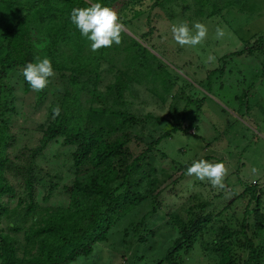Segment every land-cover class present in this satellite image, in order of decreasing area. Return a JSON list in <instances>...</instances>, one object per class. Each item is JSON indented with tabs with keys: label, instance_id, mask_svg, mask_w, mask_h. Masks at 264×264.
<instances>
[{
	"label": "rangeland",
	"instance_id": "rangeland-1",
	"mask_svg": "<svg viewBox=\"0 0 264 264\" xmlns=\"http://www.w3.org/2000/svg\"><path fill=\"white\" fill-rule=\"evenodd\" d=\"M228 1L214 0L222 10L214 17H209V10L201 14L195 0H146L137 18L126 14L130 22L125 35L148 48L153 57L137 69L129 65L126 39L112 49L100 69L98 92L105 96L94 106L125 114L124 125L111 137L128 134L133 157L163 137L148 154L155 169L150 179H157V185L145 181L141 191L146 201L113 228L89 259L73 264H153L199 218L210 221L189 251L184 248L175 255L178 264H218L217 248L222 245L231 246L237 264H244L249 259V241L263 250L264 258V0H243L233 7L226 6ZM184 22L193 32L194 23L206 25L207 36L199 45L181 46L174 40L172 26ZM218 27L223 37H217ZM43 47L44 43L38 44L39 51ZM91 52L88 42L86 53ZM24 68L14 71L10 80L16 104L10 156L17 168L36 162L42 179L36 198L42 207H64L68 199L60 194L61 187L75 179L72 153L76 147L64 146L60 138L35 160L32 157L48 123L53 97L60 98L69 87L68 74L55 71L48 86L35 92L26 88ZM119 77L122 97L106 96L107 87ZM89 87L93 89V84ZM39 94L45 97L41 104ZM87 98L84 94L82 100ZM175 128L176 133L164 137ZM104 136L109 138L107 133ZM201 159L225 164L223 188L185 174ZM7 178L15 196L2 198L8 211L0 215V233L12 235L22 255L24 231L32 224V218L25 217L27 192L17 172ZM50 180L59 185L51 195ZM223 229L233 236L222 240Z\"/></svg>",
	"mask_w": 264,
	"mask_h": 264
},
{
	"label": "trees",
	"instance_id": "trees-1",
	"mask_svg": "<svg viewBox=\"0 0 264 264\" xmlns=\"http://www.w3.org/2000/svg\"><path fill=\"white\" fill-rule=\"evenodd\" d=\"M145 1L0 0V215L8 211L3 206L2 198L15 196L7 174L17 172L22 176L27 192L23 202L25 217L32 218L31 226L24 231L26 247L22 255L16 239L10 234L0 233V264H73L81 259H89L96 246L107 241L113 228L146 201L147 197L141 191L144 182L148 180L150 185H157V179H150L155 169L150 167L148 154L160 145L163 137L151 143L145 153L133 157L128 134L111 137L120 124L124 125L125 114L94 106L98 98L105 96L98 92L102 63L109 60L112 49L117 45L114 43L111 47L87 54L88 42L91 41L83 37L71 22L72 9L101 3L115 10L126 25L130 22L126 14L131 12L132 18H137L143 12ZM195 1L201 14L209 10V17H214L222 12L215 7L214 0ZM241 1L229 0L226 6L233 7ZM125 39L129 65L141 69L145 66L144 62L153 57L152 53L122 32L121 41ZM39 43H44L41 51L38 50ZM40 53L51 59L54 71L68 74L70 87H66L60 98L53 97L48 108V123L32 157L35 160L38 153L60 138L64 146L76 147L72 153L75 179L63 185L60 193L68 199V205L57 208H44L37 202V187L42 179L36 172V162L17 168L10 156L15 138L12 122L16 113L11 76L18 68L35 61ZM22 78L27 90H31L29 83ZM92 84L93 89H90L89 85ZM123 92L119 77L117 83L107 87L106 96L111 94L121 98ZM84 94L90 97L85 102L82 100ZM38 98L39 104L45 99L42 94ZM57 105L61 112L54 117L53 109ZM101 119L104 125H101ZM178 130L175 128L164 137H171ZM105 133L109 138L104 136ZM145 167H150V170L145 171ZM58 187V183L50 180L49 195ZM252 195L255 196L256 191ZM209 221V218H199L198 222H193L187 233L174 242L166 256L153 264H178L175 255L184 248L189 251ZM12 230L21 232V228ZM222 231V240L233 236L226 229ZM259 232L262 233V230ZM250 243L249 259L244 264H264L260 253L263 250ZM217 249L220 255L218 264H237L231 246L222 245Z\"/></svg>",
	"mask_w": 264,
	"mask_h": 264
},
{
	"label": "clouds",
	"instance_id": "clouds-1",
	"mask_svg": "<svg viewBox=\"0 0 264 264\" xmlns=\"http://www.w3.org/2000/svg\"><path fill=\"white\" fill-rule=\"evenodd\" d=\"M71 22L81 32V35L91 41V50L96 52L101 48L111 47L114 43L119 45L122 32L126 31V25L121 21L118 13L101 3H94L86 8H74L71 12ZM192 28L184 22L173 25L171 32L174 40L181 46L199 45L207 36L208 29L205 24L196 22ZM217 37H223L222 28H217ZM23 76L35 92L43 91L49 84V78L55 76V71L50 58H36L35 62H29L23 69ZM61 108L57 105L53 109V116H59ZM255 171V170H254ZM188 177H195L200 181L207 180L213 187L223 188V179L227 174L224 163H211L207 160H198L187 168Z\"/></svg>",
	"mask_w": 264,
	"mask_h": 264
}]
</instances>
